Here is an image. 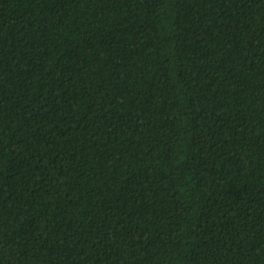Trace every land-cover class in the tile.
Returning a JSON list of instances; mask_svg holds the SVG:
<instances>
[{
  "label": "trees",
  "instance_id": "trees-1",
  "mask_svg": "<svg viewBox=\"0 0 264 264\" xmlns=\"http://www.w3.org/2000/svg\"><path fill=\"white\" fill-rule=\"evenodd\" d=\"M0 264H264V0H0Z\"/></svg>",
  "mask_w": 264,
  "mask_h": 264
}]
</instances>
